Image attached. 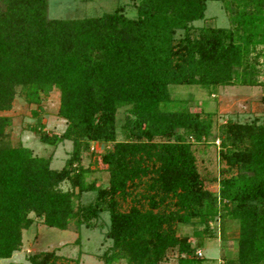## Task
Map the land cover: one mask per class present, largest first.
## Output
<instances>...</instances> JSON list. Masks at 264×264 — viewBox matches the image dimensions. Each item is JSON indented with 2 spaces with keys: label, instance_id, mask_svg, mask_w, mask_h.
I'll return each instance as SVG.
<instances>
[{
  "label": "trees",
  "instance_id": "obj_1",
  "mask_svg": "<svg viewBox=\"0 0 264 264\" xmlns=\"http://www.w3.org/2000/svg\"><path fill=\"white\" fill-rule=\"evenodd\" d=\"M206 1L139 0L134 17L115 6L61 19L46 16V0H0V112L20 88L36 105L27 129L45 144L71 143L62 167L50 168L48 158L8 144L10 119L0 115V258L20 248L29 213L60 230L72 222L78 233L104 211L110 245L103 264H158L174 247L189 254L210 235L213 217L220 241L236 230L235 256L220 264H264V124L219 125L218 152L231 174L219 178L213 194L198 177L188 140L209 135L210 115L160 108L171 84L198 85L208 93L217 86L264 85L258 79L264 60L259 63L255 47L264 45V0H217L227 26L192 27L203 18ZM176 30L182 31L178 38ZM52 87L56 115L65 121L58 135L44 130L39 115V95ZM122 106L126 115L116 139L114 115ZM94 141L110 144L100 157L105 187L85 182L79 163L80 152ZM64 180L71 190L58 187ZM92 191L91 203H77L81 192ZM117 198H129V205L122 208ZM177 223L193 227L194 246L176 235ZM56 258L52 250L27 256L30 264ZM177 264L201 262L180 257Z\"/></svg>",
  "mask_w": 264,
  "mask_h": 264
},
{
  "label": "rangeland",
  "instance_id": "obj_2",
  "mask_svg": "<svg viewBox=\"0 0 264 264\" xmlns=\"http://www.w3.org/2000/svg\"><path fill=\"white\" fill-rule=\"evenodd\" d=\"M139 0H46V16L48 18L73 19L85 16H96L111 11L115 6H121L124 15L134 17L135 5ZM192 27L203 25L226 27L227 19L217 0H207L203 18L190 23ZM182 31L176 30L174 37L181 36ZM260 55L259 63L264 60V45L255 46ZM256 49L253 51L255 52ZM252 52V53H253ZM260 74L258 79L264 81V65L259 64ZM168 101L160 104L163 110L194 111L200 115H210V132L200 141H191V152L198 177L203 187L213 194L217 193L218 180L231 174L225 171V163L218 152L219 139L215 137L219 125L226 120L237 123L264 124V85H228L217 86L211 93L205 92L198 85L171 84L168 85ZM58 104V92L52 87L47 94L39 95V111L44 130L49 134H60L65 121L56 115ZM34 103L25 101L24 91L16 88L11 107L1 111L0 115L8 116L10 121L5 128V140L10 146H23L29 149L31 155L48 158L50 168L59 169L71 152V143L68 140L57 141L54 144H45L38 140L37 136L27 129L33 124L34 119L30 110L35 108ZM125 107H119L115 111L114 125L116 139H120V125L125 119ZM110 146L109 143L100 141L90 142L88 148L80 152V166L86 169L84 181H93L96 186L105 187L107 184V172L105 164L100 157L103 149ZM61 190H71L68 181L58 184ZM141 187L137 188V192ZM74 191V190H73ZM95 192H81L77 203H91ZM121 207L129 205V198L121 200L117 198ZM76 202V201H75ZM32 222L21 231V246L12 252L9 258H0V264H30L27 256L41 251H53L58 258L51 264H103L101 254L108 252L110 240L105 237L108 228L107 213L101 211L96 217L90 219L91 228L81 225L78 233L72 222L67 229H57L43 225L39 218L28 214ZM229 230L235 229V223L229 225ZM192 226L175 224V233L178 237H185L190 246H194L195 240L191 236ZM209 236L202 237L200 247H195L189 254L178 253L177 249L167 250L164 258L158 264H177L178 258L197 259L201 264H220L222 259L234 257L235 242L232 238L234 232H228L225 241L218 239L217 218L213 217L208 222ZM79 234L78 242L74 239ZM200 250L198 256L196 251ZM49 264V263H47ZM110 264H125L123 259H114Z\"/></svg>",
  "mask_w": 264,
  "mask_h": 264
},
{
  "label": "built area",
  "instance_id": "obj_3",
  "mask_svg": "<svg viewBox=\"0 0 264 264\" xmlns=\"http://www.w3.org/2000/svg\"><path fill=\"white\" fill-rule=\"evenodd\" d=\"M196 254H197L198 256H200V255H201L200 250H197V251H196Z\"/></svg>",
  "mask_w": 264,
  "mask_h": 264
}]
</instances>
